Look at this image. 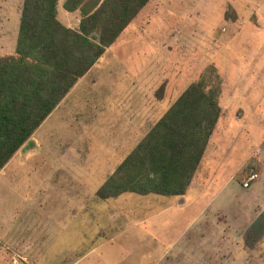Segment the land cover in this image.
Segmentation results:
<instances>
[{
	"label": "crops",
	"instance_id": "crops-1",
	"mask_svg": "<svg viewBox=\"0 0 264 264\" xmlns=\"http://www.w3.org/2000/svg\"><path fill=\"white\" fill-rule=\"evenodd\" d=\"M150 1H147L118 36L123 32L133 33L132 24L140 19L142 10ZM56 9L57 19L60 21L58 18L60 9L66 12L68 10L63 6L61 8L58 0ZM63 25L70 27L68 24ZM14 38L16 39V35ZM133 38L136 39H131L128 43L132 44L136 40L141 44L146 42L141 34ZM114 41L105 47L101 56L77 79L30 137L0 168V192L5 193L4 186H10L13 189L12 193L17 196L15 201L27 204L21 207L20 213L17 212L19 219L25 222L20 234L6 233V240L12 242V246L15 247L11 251V261H16L17 258L26 260L23 253L28 252L41 253L36 256L37 258H42L45 252L47 257L51 250H55V253L73 254H63L58 261L49 260L45 263L64 264L65 260L70 259L71 264H211V257L215 252H219L218 257H221L224 260L221 262L225 264H264L263 177L259 179L257 176L250 180L247 187L242 185L247 176L241 182L242 188L250 189V197L255 198L260 209L255 205L257 210H252L251 214L235 212L223 214L225 218L223 222L237 220L239 223L237 228L231 223L233 232L226 233L223 229L221 233H216L219 240L212 239V243L211 234L197 223L203 218L200 216L202 214L200 207L193 212L187 225L190 227L184 226L183 220L179 221L180 218L163 216L181 210L185 204V196L187 197L190 190L196 191L192 195L193 198L215 180L205 181L204 177L198 179L200 169L212 171L213 167L214 170H218V166L222 168L231 166L230 169L233 171L235 162L240 164V157L235 158L232 148L220 150L219 160L213 161L211 165L204 163L210 135L197 168L182 194H140L125 191L115 196L97 195V189L175 101L171 102L169 99V90L148 103L141 100L133 103L129 101L130 76L135 71L126 64H122L118 71L120 79H109L102 87L97 84V80L90 76L112 77L115 74L110 66L102 67L103 63H99ZM14 45L8 54L13 52ZM136 53L138 72L141 70L143 74L144 69L139 64V59H143V48H137ZM164 103L166 105L162 110L161 106ZM219 106L221 111L216 123L222 116L223 108L220 104ZM48 121L52 124L74 122L82 126L79 130L80 136L83 135L85 140H90V159L87 163L35 164L30 161V157L35 155L33 147L29 148L24 156L20 155L24 146L34 141V135L39 127ZM103 136L106 143L102 142ZM232 152L234 159H231ZM261 171L264 172V167ZM51 172L53 175L49 174ZM255 173L259 175L257 171ZM53 180L74 182L75 187L52 188L50 184L45 185V181ZM19 184H24L25 187L18 189ZM85 190L91 194L85 195ZM35 203L40 208H35L33 206ZM45 204H56L57 208L50 206L46 208ZM61 205H66L67 209ZM38 209L40 212L36 213ZM36 216L42 219L40 239L34 238L32 234ZM54 220L61 221L56 228L51 224ZM178 223L181 227H178ZM228 224L224 222L225 226ZM4 247L7 248L8 244ZM7 264L12 262L9 261Z\"/></svg>",
	"mask_w": 264,
	"mask_h": 264
},
{
	"label": "rangeland",
	"instance_id": "rangeland-1",
	"mask_svg": "<svg viewBox=\"0 0 264 264\" xmlns=\"http://www.w3.org/2000/svg\"><path fill=\"white\" fill-rule=\"evenodd\" d=\"M63 1L58 0L61 8ZM21 5L22 0H0V55L8 54L13 48ZM60 10V21L76 29L82 17L80 9ZM132 27L133 33L120 34L99 62L103 63L102 67L110 66L115 74L112 77L90 76L101 87L109 79H120L118 71L122 64H126L135 71L130 76L129 101L148 103L169 90V99L173 102L205 69L213 67L219 75L222 116L210 133L204 163L211 165L219 160L220 150L232 148L235 158L240 157V164L235 162L233 171L231 166H218V170L213 167L212 171L200 169L198 179L215 180L193 198L196 191L190 190L181 210L172 211L170 215L163 214L168 216L166 218H180L179 221L183 220L184 226H187L193 212L200 207L203 218L197 223L211 234L212 243V239L219 240L217 234L223 229L226 233L233 232V226L237 228L239 223L237 220H226L224 222L229 224L225 226L223 214H251L252 210H257V202L250 197L249 188H242V180L255 171L259 173V179H264V172L261 171L264 167V0H151ZM140 34L145 38L144 44L138 43L139 40L128 43L136 39L133 36ZM137 48H143V59H139L143 74L141 70L138 72ZM165 105L162 104V110ZM81 127L74 122H44L34 135V141L27 143L20 155L24 156L33 147L35 155L30 157V161L35 164L87 163L90 159V140L80 136ZM102 139L106 143L104 136ZM234 153H231V159H234ZM49 174L53 175L52 172ZM47 184L52 188L75 187L74 182L68 181H45ZM24 187V184L17 186L18 189ZM12 191L10 186H4L5 193L0 192V264L9 261L12 264H47L49 260L58 261L63 254L72 255L51 250L47 257L44 252L42 258H37L41 253L28 252L23 253L26 260L17 258L11 261V251L15 247L6 240V233L20 234L25 222L19 219L18 213L22 206L27 205L16 202L17 196ZM85 192V195L91 194L88 190ZM33 206L40 208L36 203ZM49 206L57 208L56 204H45L46 208ZM61 206L67 209L66 205ZM60 222L54 220L51 224L56 228ZM41 223L42 219L36 216L32 230L36 239L41 237ZM178 227H181L179 223ZM6 244L7 248L4 247ZM214 254L211 264H225L218 257L219 252ZM71 262L67 259L64 264Z\"/></svg>",
	"mask_w": 264,
	"mask_h": 264
},
{
	"label": "trees",
	"instance_id": "trees-1",
	"mask_svg": "<svg viewBox=\"0 0 264 264\" xmlns=\"http://www.w3.org/2000/svg\"><path fill=\"white\" fill-rule=\"evenodd\" d=\"M148 0H64L78 27L57 19V0H22L12 53L0 55V168ZM213 67L192 81L97 189L182 194L220 114Z\"/></svg>",
	"mask_w": 264,
	"mask_h": 264
},
{
	"label": "built area",
	"instance_id": "built-area-1",
	"mask_svg": "<svg viewBox=\"0 0 264 264\" xmlns=\"http://www.w3.org/2000/svg\"><path fill=\"white\" fill-rule=\"evenodd\" d=\"M257 176H258V175H257V173H255V172L250 173V174L247 176V178L243 181V183H242L243 187H247L248 184H249V182H250V180H253V179L257 178Z\"/></svg>",
	"mask_w": 264,
	"mask_h": 264
}]
</instances>
